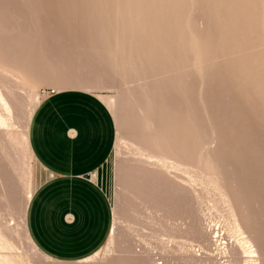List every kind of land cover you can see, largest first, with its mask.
<instances>
[{"label": "bare ground", "instance_id": "1", "mask_svg": "<svg viewBox=\"0 0 264 264\" xmlns=\"http://www.w3.org/2000/svg\"><path fill=\"white\" fill-rule=\"evenodd\" d=\"M68 1L66 0L64 3L66 4ZM197 1L97 0L96 2L100 9L104 10V18H106L103 21L101 18L102 22L99 25V32L108 51H105L107 52L106 61L115 71H119L124 76L132 77V79H129L130 81L125 79L127 88L125 87L126 91H124L125 88L122 91L127 94L124 95V103L119 104V108H122L123 112H125V109L129 110L130 108L133 116L130 115L129 117L131 118L129 119L125 116L126 119L123 113V118H121L127 120V124L125 122L126 125L141 129L139 130L140 134L138 133L139 131H134V134L137 132L140 135L139 141L130 139L129 143H126V149L129 151L128 154H130L125 160L126 164L139 178L138 180L142 186L140 190L145 199L142 198L144 201L138 203L139 207H137L138 205L136 206L139 210H132L128 213L132 220L127 218L128 215L125 216L124 222L126 226L123 229L130 231L132 233L130 234L131 237L133 235L136 237L135 241L137 240V242H134V244L136 243L134 247L126 252H129L127 257L130 255V260L135 259L139 264H177L176 258L181 263L183 262L182 264H207L208 262L210 264H220L218 259L223 258L229 261L235 259L238 264L242 261L245 264H264L263 247H260L256 237L253 238L246 231L235 197L239 185L236 183L237 178L236 181L234 179L237 165L235 123L238 122L233 121L234 115H232L233 119L230 117V120L232 119L234 124H230L232 122L227 124V119L225 120L221 116L225 114L220 113L221 115H219L217 109H213L212 99L208 97L209 95H204L206 90L203 91L202 89L205 83L211 84L216 78L222 76L225 79H229L231 86L245 96L246 102L254 103L255 106L258 105L260 109H264V0ZM31 2L34 5V1L32 0ZM47 2L49 1L47 0ZM80 3L82 4L83 2ZM204 4L209 5L208 11L202 10L201 14L198 13L197 11L200 12V8ZM59 5L57 3L56 8ZM70 6L73 7L71 4ZM70 6L69 8H71ZM78 6L80 8V5ZM61 7L65 6L62 5ZM69 8L67 7L66 9L70 11ZM76 9L78 10V8ZM77 10L74 9V11ZM66 11L65 15L68 14ZM83 11H80V13ZM87 11L89 13V10ZM81 15H84L85 18L88 14L83 12ZM94 16L96 17V15ZM99 16L101 15L99 14ZM67 17L69 18V15ZM90 17H92L91 14ZM74 19L76 20V18ZM95 22H97L96 18ZM198 25L203 29L198 30ZM66 28L68 29V27ZM95 50H97V47ZM95 50L93 49V51ZM14 53L16 52L14 51ZM21 53H18V55ZM98 53H96L97 56ZM7 54L9 53L7 52ZM97 56H95V59ZM4 58L0 56L1 142L5 141L1 137L3 133L1 128L11 127V119L19 111L18 102L14 96L16 95L14 88L21 79L29 80L30 78L16 63L13 64V62H9L8 59L6 61ZM25 58L23 60L28 61ZM210 68L216 72L210 73L208 71L206 73L205 70ZM34 71L32 69V72ZM118 74L116 75L118 76ZM117 76H114L115 79L119 77ZM119 80L122 79L119 78ZM125 80L123 79L122 81ZM194 80L198 82L197 94ZM83 88L89 89L86 86ZM122 91L120 90L119 92ZM121 97L119 98L120 101ZM39 100L30 114L26 115L25 119L23 118L24 123L22 122V141L28 147L30 155L31 151L28 144L29 125L34 110L40 104ZM109 104L111 107L118 109L115 102ZM117 116L118 114H116ZM121 121L119 122L121 123ZM122 122L124 123V121ZM120 131H123L122 128ZM15 154L16 161L15 157H13L12 149L5 154L11 172L19 170V164L22 163V158H19L18 153L15 152ZM122 155L124 156V154ZM24 171L26 173V170H21L23 173ZM119 180L121 179L119 178ZM26 181L28 182V180L24 182L23 191L25 190V196L30 199L32 186L26 184ZM132 181L134 182V180ZM2 183L4 182L2 181ZM197 183L215 193L217 206L226 207L227 229L229 234L232 233L226 242H221L223 234L219 230V226L217 228L214 225L202 226L201 219H204L202 215L203 205L197 194ZM128 184L130 187V183ZM124 186L127 188L126 185ZM125 187L120 188L125 189ZM135 192L140 194L139 191L135 190ZM177 198L182 199L183 205L180 204L181 202L179 205L185 209L184 217L181 218V229L176 227L175 217L173 218L175 208L180 207L175 206ZM193 202L198 206V223L201 225V227L198 225L197 237L195 238H198L204 244L206 252H203V255L201 252L196 254L192 250L193 246L187 241L179 244L178 248L174 247L176 239L183 238L188 240L190 239L188 235L190 236L194 231L195 225L191 212L194 210V206L192 207ZM24 204L20 213L18 212L19 234L25 243L32 247L33 242L28 235L26 227ZM120 207H117L118 210L121 209ZM251 212L249 213L252 214ZM116 214L118 215V213ZM2 219L0 218V250L5 251V253L0 251V264H26L22 258H27L28 263L33 264L29 255L25 252L22 255L16 253L18 246L15 241H12L14 228L6 226ZM137 226L139 228H136ZM143 229L148 230V233L143 232ZM118 232L117 226L114 224L111 227L107 248L115 242ZM262 235L264 236V234ZM234 238H236V241ZM152 244H154V247H151ZM222 244L223 246L220 248ZM121 245H123L122 242ZM178 251L180 252L179 256L176 255ZM95 255L97 256L98 253ZM119 257L116 259H119Z\"/></svg>", "mask_w": 264, "mask_h": 264}, {"label": "rangeland", "instance_id": "2", "mask_svg": "<svg viewBox=\"0 0 264 264\" xmlns=\"http://www.w3.org/2000/svg\"><path fill=\"white\" fill-rule=\"evenodd\" d=\"M31 1L32 0H30V2ZM33 1H34V5L32 4L33 2L29 4L30 3L29 0H0V10H1L0 12V32H1L0 33V53H1L0 56L3 58L5 56L4 59L6 61L9 60V62L11 63L13 62V64L16 63V65L21 67L26 73V75L30 77L29 80L21 79V81L18 84H16L14 88V90L16 91L15 93L16 95L14 96L19 106L18 114L14 115L13 118L11 119V125H10L11 127L1 128L3 129V133L1 137H3L6 142L0 141V175L3 173V175L0 176V196L2 194V196L0 197V218L2 219L3 217L2 222L6 223L5 224L6 226H11L12 228H14L12 232V236L15 238L13 239L12 237V241L13 242L15 241V244L17 243L16 245L18 246V248L16 250V253L18 255H22L23 252H25L27 255H29L30 260L33 262V264H131V263L139 264V262H137V260L135 259L130 260L131 258L129 257L130 255L127 257L129 252L126 253L127 251H130V249H132L134 245L136 244V243L134 244V242H137V240L135 241L136 237L133 235L131 237L130 234L132 233L130 231H125L123 229L126 226V223L124 222L125 216L128 215V213L132 210H139V208H137L139 207L138 203H140V201L145 200L140 190L142 186L140 185L141 182L138 180L139 178L134 174L133 170L127 166L126 161H125L126 158L129 157L130 155L128 154L129 151L126 149L127 144L129 143L130 139L131 140L135 139L136 141H139L140 135H138L137 132H135V134L137 135L136 136L134 134V131H139L141 129L137 127H133L131 125H126L127 120H125L126 118L125 116H127L128 119L131 118L129 117L131 115L130 108L129 110L125 109L124 110L125 112L121 110L122 108H119V104L124 103L123 101L125 100L124 95L127 94L126 92L124 93L122 91L126 87L125 85L126 80L128 81L129 79H132V77L124 76L119 71L117 70L115 71V69H113V67L110 64H108L106 61V58H107L106 56H107L108 51L106 49L104 39L101 33L99 32V25L106 18H104V15H105L104 10L100 9V6L96 3L97 0H91V1L89 0L90 3L88 0H80V1L69 0L68 1L69 3L66 2V4L64 3L66 0H62L63 2L61 0H57V1L48 0L49 2H47V0H42V1L40 0L41 3H39L40 2L39 0L38 1L33 0ZM43 1H46V2L43 3ZM56 2L60 4L57 7L58 9L60 8L59 10L56 8L57 6ZM80 2H83L84 4L83 3L81 4ZM92 2L93 4H91ZM70 4L73 5L74 8L71 7ZM62 5L65 6L63 7L64 10L61 7ZM78 5H80V8ZM26 6L27 7L29 6V7L27 8ZM66 6L68 8L69 6L71 7L69 8L70 11L66 9L67 8ZM33 7L35 8V10ZM72 8H73V12H72ZM76 8H78V10ZM201 8H200V12L197 11L200 14L202 10L207 12L209 5L204 4L202 5ZM74 9L77 11H74ZM82 9L83 10L86 9V10L83 11ZM57 10L59 13L57 12ZM61 10L62 12L63 11L64 12L63 13L60 12ZM87 10H89V13ZM65 11L68 13L67 15H69V18L67 17V15H65L66 14ZM80 11H83L87 13L88 15H86L84 18L85 14L82 16L81 13L83 12L80 13ZM98 13L101 16H99ZM90 14L92 17H90ZM93 14L96 15V17ZM70 15L76 18V20L78 21H76L74 18L73 20ZM75 15H78V16H75ZM61 16H64V17L61 18ZM95 18L97 22H95ZM101 18H102V21H101ZM84 19L87 20V21L85 20L86 21L85 24H84L85 22ZM64 21H67V22H64ZM72 21L73 22L76 21L74 22L75 27L73 26ZM88 21L90 22L89 23L90 25L88 24ZM66 27H68V29ZM197 29L201 30L203 28H200L198 25ZM98 37H102V38H98ZM34 46H36L37 48L36 47L34 48ZM96 47H97V50H95ZM93 49L95 51H93ZM14 51L16 53H14ZM7 52L9 54H7ZM95 52L96 53L99 52L98 56L96 55ZM18 53H21V54L18 55ZM12 55H15L16 57ZM95 56H97L96 59H95ZM24 58L25 60L28 59V61H24L23 60ZM29 62L31 63L29 64ZM31 68L33 69V71L34 70L35 71L32 72ZM208 71H210V73L216 72L215 70L213 71L212 68H210L209 70H205L206 73H208ZM116 74H118L119 77ZM114 76L118 77L116 78L117 80L115 79ZM119 78L122 80L123 79L124 80L126 79V80L122 81V80H119ZM194 81H195L194 83L195 92L197 94L198 82L196 80ZM84 86L89 87V89L86 90L85 88H83ZM122 86L123 88H121ZM126 88L124 89V91H126ZM66 89L84 90V91L92 92L98 95L100 99L109 108L110 112L112 113L114 117V121H115V128H116L114 150L112 152L110 160L104 171V179H105L104 188L107 191L108 197L111 202L112 210H113L112 227L114 224H116L117 232L119 231L117 233L118 237L117 239H115V242H113L109 246V248H107V243H108L107 241L106 245H104L101 248V250L97 252L98 255L96 256L94 254L96 259L94 255H92L88 257L87 259H84L81 261L79 260H58V259L50 258L46 256L45 254H43L40 250H38V248L33 243H32V247L31 246L29 247V245L25 243L24 239L19 234L20 227H19V220H18V212L20 213L21 207L23 203H25L24 209H25V220H26L27 208H28L29 201L31 199V197L29 199L24 194V191H25V190L23 191V187H24L23 185L25 184L24 182L25 180H28V182L26 181V184H28L29 186L30 185L32 186L31 188L32 192L34 190L33 186L34 188H36L39 183L37 180L38 165L35 159L33 158V156L30 155L28 147L25 146L22 141V131H23L22 126L24 123V119L26 115H29L31 110L35 107L38 99H40L39 101L41 102L47 95H52V94H55L59 90H66ZM202 89L203 91L206 90L204 95H209L208 97L212 99L213 109L214 110L217 109V112L219 113V115L225 114L221 116L224 117L225 120L227 119L226 120V122L228 121L227 124L232 122L233 117H234L233 121L235 120V122H238V123H235V142L237 143V153H236L237 165L235 167L234 179L236 181V178H237L236 183L237 185L239 184L240 186L238 185V189H237L238 191L237 193H235V197L237 200L240 213L243 217V225L246 231L249 232L253 236V238L256 237V241L258 242V244H260L261 248L263 247L262 250H264V244H263L264 236L262 235L264 234V121H263L264 109H260V107L258 105L255 106L254 103L250 104L246 102L245 96L239 91L235 90L233 86H231L229 79H225L222 76H219L218 78H216V80L212 81L211 84L208 82L205 83ZM120 90L122 92H119ZM52 91H55V92L52 93ZM120 94L121 95L123 94L122 97ZM119 95L121 97V101L119 99L120 98ZM117 100L119 101L117 102ZM111 102L112 103L115 102L116 108L118 109H115V107H111V105L109 104ZM29 105H30V110H29ZM226 106L229 108H227ZM229 110L231 111V113ZM116 114H118L117 117H116ZM123 115L125 117L124 119H122ZM232 115L234 116L232 117ZM230 117H232L231 120H230ZM121 120L124 121V123ZM119 121H121V123ZM230 124H234V123L232 122ZM121 128L123 130L122 132L120 131ZM127 128L129 129L128 133H127L128 131ZM131 129L132 131H130ZM138 133L140 134V131ZM131 134H133L134 136ZM120 136L122 139L124 138L125 140L123 139L124 140L123 141L120 138ZM131 136L133 137L131 138ZM118 147L120 149L119 151H118ZM11 149H12V154H14L13 157H15L14 158L15 161H16L15 152L18 153V155L20 156L19 158H22V163L19 164L20 165L19 170H16L14 172L10 171L9 164L5 156V154H7V152H10ZM122 154H124V156ZM27 167H29L30 169ZM22 169L26 170V173L25 171L24 173L21 172ZM31 176H32V180H31ZM118 177L122 180V184H121V180L118 181L119 179ZM132 180H134V182ZM2 181L5 184L2 183ZM128 183H130V187ZM124 185H126L128 189ZM138 186H141V187H138ZM120 187L122 188L125 187V189L127 190L125 191V189H122ZM196 189H197V194L199 196V200L202 201V205H203L202 215L204 216V219H201L202 226L205 227L207 225H214L216 228L217 226H219L220 228L219 230L223 234V236H221L223 238L221 242L222 241L226 242V240L232 234V233L229 234V231L227 229L226 207L217 206V203H216L217 196L215 195L213 191L206 189V187H204L203 185L199 183L196 184ZM135 190L139 191L141 195L138 194V192H135ZM121 192L122 194H120ZM238 199L240 200V202ZM241 199H243L242 202H241ZM181 200H182L181 198L179 199L177 198L175 206L176 207L180 206L181 208L180 207L175 208L174 210L175 212H173L174 213L173 218L175 217L174 218L175 225L179 229H181V225H182L181 218L184 217V212H185V209L181 206L183 205ZM179 203L181 205H179ZM117 207H120L121 209L119 208L120 210H118ZM192 207L194 209L193 210L191 208V210H193L191 211L192 220L194 219V225H195L194 231L192 232V234H190V236L188 235V237L190 238L188 240L183 239V238L176 239V243H174V247L178 248L180 246L179 244H182L187 241V243H190L193 246L192 250L196 254L197 253L199 254V252H201L202 254L203 252H206V250L204 249V244L200 242L198 238H195L197 237L196 232L198 230V225H199L198 223L199 213L197 212L198 206L195 204V202H193ZM250 207H251V210H250ZM244 210H246L247 212ZM248 211L249 212L252 211L251 212L252 214H250ZM116 213H118V215ZM247 213H248V216H247ZM244 217L246 218V220ZM127 218L132 220V218H130L129 215L127 216ZM199 226L201 227V225ZM136 228H139V227L137 226ZM143 232L148 233V230L146 231V229H143ZM234 240L236 241V238H234ZM121 242L123 245H121ZM122 246H125V247H122ZM222 246L223 244L220 246V248ZM151 247H154V244H152ZM0 251L2 253H5V251H2V250ZM179 254H180L179 251L176 252L177 256H179ZM117 257H119V259H116ZM215 258H218V257H215ZM22 260L24 261V263L29 264L27 258H22ZM218 262H220V264H238L236 263L235 259H233L232 261H229L226 258H223L220 260L218 259ZM176 263L182 264L183 262L181 263V261L178 258H176ZM241 263L245 264L244 261H242ZM207 264H210V263L208 262Z\"/></svg>", "mask_w": 264, "mask_h": 264}, {"label": "crops", "instance_id": "3", "mask_svg": "<svg viewBox=\"0 0 264 264\" xmlns=\"http://www.w3.org/2000/svg\"><path fill=\"white\" fill-rule=\"evenodd\" d=\"M112 113L92 92L66 89L34 110L28 133L38 186L27 208L33 244L58 260H84L106 245L113 210L104 171L115 146Z\"/></svg>", "mask_w": 264, "mask_h": 264}, {"label": "built area", "instance_id": "4", "mask_svg": "<svg viewBox=\"0 0 264 264\" xmlns=\"http://www.w3.org/2000/svg\"><path fill=\"white\" fill-rule=\"evenodd\" d=\"M55 91H52V93H54Z\"/></svg>", "mask_w": 264, "mask_h": 264}]
</instances>
